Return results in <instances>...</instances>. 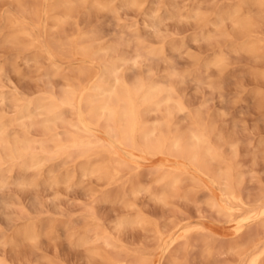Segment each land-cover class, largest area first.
Instances as JSON below:
<instances>
[{
    "label": "bare ground",
    "instance_id": "obj_1",
    "mask_svg": "<svg viewBox=\"0 0 264 264\" xmlns=\"http://www.w3.org/2000/svg\"><path fill=\"white\" fill-rule=\"evenodd\" d=\"M16 1L22 8V14L10 18L11 26L16 32L11 41L16 43L23 38L27 42L25 46L27 49H40L50 64L57 67L56 70L53 69V74L60 76V67L55 57L57 54H65V51L70 57L81 54L93 57V62L95 57H102L103 60L100 70L94 65H86L87 63L78 67L68 66L65 77L66 90L60 99L52 93L41 98L15 95L10 99L12 102L10 106L15 108V114L6 117L5 114L0 113V189L11 183L8 173L12 170L17 169L21 174L13 183L25 186L29 183L25 177L27 172L33 170L41 174L48 162L63 156L64 162L73 163L71 175L80 172L82 177L95 176L105 181L107 185L117 183L127 175L119 191L126 200L127 204H125L130 208L132 206L131 210L134 208L132 196L140 192L149 194L150 198L165 206L174 207L175 201H182L189 208L190 206L194 208L193 213L186 208L190 213H182L183 220L180 218V221L172 220L167 229H163L157 221L148 218L145 220L142 211L138 212L135 221L130 218L131 216L118 220L117 226H114L118 234L123 231L121 229L125 225L133 221L136 222L134 224L137 222L148 224L149 234L153 233L151 236L154 235L156 239V251L159 252L157 256L154 252H147L148 248L146 251L142 248L139 251L134 249L136 252L131 250L124 244L123 237L113 234L115 230L111 231L110 227L102 226L103 223L105 224L104 221L102 223L97 221L91 227L87 226L81 241L96 243L92 254L101 259L100 263L190 264L189 256L199 251L207 264H264V180L260 177L259 185L253 184L255 177L250 173L252 171L243 168V163L239 160L238 140L227 142L222 133L217 135L216 125L206 118L202 108L190 112V108L183 101L184 98L177 94L173 84L152 75V64L151 67L150 64L147 67V63H150L148 61L163 60L172 63V70L168 75L166 74L165 79L171 78L169 80L171 81L173 78H181L178 72L173 70L175 61L173 56L166 54L165 43L158 48L153 47L145 43L140 33L134 32L131 42L138 43V47L135 48L132 56H124L118 50L121 45L129 43L127 38L116 34L113 43H102L100 40L103 39L104 31L102 32L96 25L85 31L66 32L61 41L55 42L57 46L55 49L61 50L56 53L54 41L49 44L43 43L45 41L37 32L42 27V14L47 11V6L44 7V4L48 0H33V6L28 0ZM149 1L153 9L148 25L155 32L160 31L163 17H174L181 6L175 0ZM143 2L144 0H123L122 5L139 8ZM252 2L258 7L257 13L244 12V7L251 1L241 0L230 14L238 38L248 39L249 32L264 22V0ZM74 3L75 0H66V11L57 25L63 24L64 27L65 23H71ZM200 7L189 12L188 16L203 22L205 26L209 25V15H204ZM114 11L113 9L112 12ZM224 20L225 16L220 11L213 23L216 28L215 33H202L200 38L208 42L212 39L214 41V39L231 37V34L224 29L226 28L223 25L226 21ZM260 40L253 38L248 43L255 45L256 41ZM99 43L102 45L98 46ZM181 47L173 45L172 51L176 54L182 53ZM143 48L144 51L141 50ZM142 56L148 60L145 62L146 65L143 63L142 65L151 68V74L148 75L149 70H147V76H138L132 82H128L121 67L129 64L134 69L137 68L141 64ZM223 62L225 61L220 57L212 61V64L219 67ZM46 74L48 75L49 72L46 71ZM186 78L189 77H185L184 80ZM193 80L203 84L202 78L198 75L192 79V82ZM6 99L4 91H0V104L6 106ZM66 111L70 112V117L63 116ZM151 112L155 113L156 119L149 123L147 115ZM175 114H180L182 119L190 120L186 129H181L177 125L178 119L177 122L174 120ZM39 116L42 117L38 119ZM150 117L153 118L151 114ZM35 130H41L43 136L35 137L32 134ZM215 136L229 145L230 155L219 146H224L223 142L220 144L217 142L219 145L215 143ZM93 159L96 161L94 164ZM143 160L148 162L143 171L146 170L147 174L156 178V186L140 185L139 177ZM53 172L50 170L48 174L51 184L62 182L66 184V177L58 178ZM35 202L39 205L38 200ZM128 208L127 211L130 210ZM174 209L170 208L173 211ZM86 214L88 219L95 222L97 214L95 215L93 210L89 209ZM191 218H197L199 221L192 223ZM37 225L35 219L28 218L22 227L14 230L12 235L0 240V244H8L13 248L23 240L38 237ZM91 232L93 235L88 234ZM0 264H10V262L6 257H0ZM26 264L31 263L26 262Z\"/></svg>",
    "mask_w": 264,
    "mask_h": 264
},
{
    "label": "rangeland",
    "instance_id": "obj_2",
    "mask_svg": "<svg viewBox=\"0 0 264 264\" xmlns=\"http://www.w3.org/2000/svg\"><path fill=\"white\" fill-rule=\"evenodd\" d=\"M31 1L32 3H30ZM122 1L75 0L73 4V15L75 17L73 16L70 24L65 23L63 27V24L57 25V22L62 20L64 16L66 0H48L44 4V7L47 6V11L42 14V27L37 32L42 37L41 39L45 41L43 43L47 44L48 42L49 44L54 41L55 44L58 40L63 39L62 37L66 32L85 31L97 25L102 32H105V34L102 33L103 39L100 40L102 43H113L116 40L114 38L116 34L127 38L129 43L121 45L118 50L124 56H132L133 51L138 47V43L131 42L134 32L140 33L143 36L142 38L145 39V43L153 47L158 48L162 43H165L168 51H166V54L173 56L175 61L173 70L178 72L181 78H173L171 81H169L171 78L165 79L172 70V63L169 61L152 62L142 56L139 57L141 64L137 68L134 69L129 64L121 67V71H124L123 73L126 75L128 82H132L138 76L144 77L148 72L147 70H149L148 75L153 70L152 75L154 77H158L165 82L168 80L167 83L173 84L176 87L177 94L179 93L178 95L184 98L183 101L190 108V112L202 108L201 110L204 111L203 114L206 118L216 125L217 135L222 133L223 138L228 140L227 142H230L229 140L239 141V160L243 163V168L249 172L252 171L250 173H253L255 177L253 184L258 186V180L261 178V180H264V22H261L259 26L249 32L248 39L246 37L238 38L230 14L241 0H175L178 4L180 3L181 6H178L180 9L176 11V15L172 18L163 17L160 31L155 32L148 25L150 13L153 9L151 1L144 0L139 8L138 6H130L131 8L123 6ZM250 1L251 3L246 5L243 11H251L255 14L258 12V7L252 4L254 0ZM28 2L33 6V0H28ZM16 3V0H0V91H4L7 96L6 106L0 104V113L5 114L6 117H11L16 112L15 108L10 106V103H12L10 99L15 95L26 98H41L52 93L60 99L64 90H66L65 77L68 66L78 67L87 63L86 65H94L96 69L100 70L101 60H103L102 57H95L93 62V57L81 54L70 57L69 53L65 51V54H57L55 57V61L60 67V76L53 74V69L56 70L57 67L50 64V61L40 49H27L25 47L27 42L23 38H20L21 40L16 41V43L11 41L16 32L11 26L10 18L22 14V8ZM198 7L204 12V15H209V19L207 17L209 25L205 26L203 22L188 16L189 12H193ZM113 9L114 12H112ZM220 11L226 20L223 24L226 28H223L231 34V37L219 38V41L217 39V41L215 39L213 41L212 39L208 43L200 36L202 33H215L216 28L213 23L218 18ZM161 14L163 15L162 10ZM195 37L198 39H195ZM253 38H260L261 40L256 41L255 45L254 43H248ZM173 45L182 46L183 50L181 49V52H183H177V54L173 52ZM56 47L55 44L54 50L56 53L58 50L61 51L60 48L55 49ZM141 50L144 51L145 49ZM220 57L227 63L223 62L219 67L212 64V61ZM147 61L150 62L147 63V67H149V64L151 67L152 64V70L144 66ZM208 63L209 65H207ZM46 71L49 72L48 75ZM196 75L202 78L203 84H199L195 80L192 82ZM185 77L189 78L184 80ZM150 114L153 118L150 117ZM63 116L70 117L71 114L66 111ZM41 117L39 116L38 119ZM147 119L149 123H152L156 119L155 113H149ZM174 120L178 121H176L177 125L181 129H186L190 123L189 119H182L180 114H175ZM32 134L35 137L43 136L41 130H35ZM214 139L216 140L215 143L220 144L223 142L217 136ZM222 144L225 145L219 146L223 150L225 149L224 152L227 155H230L229 145L224 142ZM62 157L60 156L48 162L43 167L41 174L33 170L27 172L25 177L29 183L25 186H18L13 183L21 174L17 169L12 170L8 173L10 186L3 188L4 190L0 189V191L2 190L0 192V240H5L12 235L14 230L22 227L28 218L35 219L38 224V237L32 240H23L19 243L20 245L18 244L13 248L8 244H0V257H6L10 264H26V262L31 264L36 262L40 264H99L101 259L92 254L96 243L91 241L83 243L81 241V236L87 231L85 229L91 227L97 221L99 223L104 221L105 224L103 223L102 226L110 227L109 230L111 231L112 229L115 230L113 231L115 233H112L118 237L120 236V238L123 237L124 244L131 250L135 251L134 249H136V251H139L142 248L146 251L148 248L147 252H154V255L157 256L159 252L156 251V239L154 235L151 236L153 233L150 232L149 234L148 224H145V222L134 224L136 223L134 222L135 217L142 211L141 214L146 217L145 220L148 218V220L157 221L163 229H167L170 227L172 220L176 219L175 221H178L179 218L183 220L181 219L182 213L188 214L191 211L193 213L194 208L192 206L189 208L182 201H175L173 203L174 207L173 205L165 206L150 198L149 194L145 192L132 196L133 199H131L134 201H131L134 208L131 210L132 206L130 208L126 205V200L119 191L122 182L127 179V175L117 183L107 185L105 181L97 179L95 176L82 177L80 172L71 175L73 163L64 162ZM94 162L96 163L93 159V164ZM141 162L143 165L141 167V178L139 177L140 185L156 186V178L147 174L146 170L143 171V169H146L148 162L145 160ZM50 170H53V174L58 178L66 177V184L63 182L51 184V181L48 180ZM127 185L129 187V184ZM34 200H38L39 205L35 204L37 202ZM127 208L130 210L127 211ZM170 208L176 209L173 211ZM86 209L93 210L95 215L97 214L95 222L88 219L89 217L86 214L88 210ZM177 209L179 210L178 213ZM126 216H131L130 218L134 221L125 225L121 229L123 231L118 234L114 226H117L119 219ZM191 221L194 223L199 220L191 218ZM85 223L88 224L85 225ZM117 231L119 230L117 229ZM88 234L93 235L92 232ZM128 236L131 238H127ZM134 242L136 245L133 244ZM189 258L190 264H207L199 251L191 254Z\"/></svg>",
    "mask_w": 264,
    "mask_h": 264
}]
</instances>
